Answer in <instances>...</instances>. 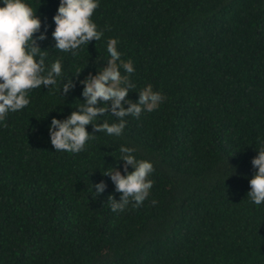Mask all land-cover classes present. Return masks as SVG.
Listing matches in <instances>:
<instances>
[{"label": "trees", "instance_id": "obj_1", "mask_svg": "<svg viewBox=\"0 0 264 264\" xmlns=\"http://www.w3.org/2000/svg\"><path fill=\"white\" fill-rule=\"evenodd\" d=\"M24 2L47 26L46 67L61 60L63 78L0 122V264H264V203L247 195L264 146V0H98L92 21L104 35L75 55L54 48L59 0ZM113 38L135 69L127 99L149 84L166 99L125 117L119 137L55 151L52 118L84 102L80 81L107 66ZM121 145L153 164L154 183L140 207L113 212L108 197L120 194L102 174H124Z\"/></svg>", "mask_w": 264, "mask_h": 264}, {"label": "clouds", "instance_id": "obj_2", "mask_svg": "<svg viewBox=\"0 0 264 264\" xmlns=\"http://www.w3.org/2000/svg\"><path fill=\"white\" fill-rule=\"evenodd\" d=\"M0 2L3 4L0 7V122H3L10 112H17L29 105L31 91L56 87L58 78H63V67L59 59L50 67L45 65L48 53L41 50L38 41L47 39V26L41 32L42 22L37 9L34 11L24 0ZM98 7V0H59L56 14L52 17L55 25L51 33L54 48L75 55L82 45L99 41L104 32L97 30V25L92 21ZM117 44V39H109L107 52L110 59L107 66L96 75L89 74L80 81L84 102L77 110L63 120L52 118L48 133L55 151L79 153L90 139L95 138V133L104 132L119 137L126 127L125 117L139 119L142 113L155 111L166 99L160 92L153 91L150 84L138 92L136 102L127 99L129 91L136 87L130 80L135 69L131 60H121ZM61 84L57 90L64 96L75 87L70 78L66 81L61 79ZM125 104L127 107H124ZM109 112L118 122L97 123L98 117ZM88 125L92 126L93 134L86 130ZM119 150L122 154L119 160L124 162V174L113 167L102 174L110 177L115 192L120 194L118 201L111 195L108 197L113 212H123L129 204L134 208L140 207L150 195L154 183L150 176L155 169L150 161L137 159L135 148L121 145ZM251 164L256 171L248 181L250 191L247 195L254 204L260 205L264 203V146ZM129 166L131 171L128 170ZM106 187L103 181L95 184L96 195L104 192ZM156 203L152 201L153 205Z\"/></svg>", "mask_w": 264, "mask_h": 264}]
</instances>
